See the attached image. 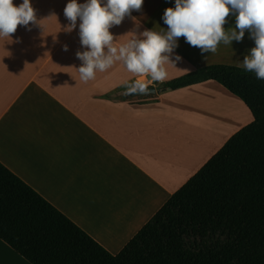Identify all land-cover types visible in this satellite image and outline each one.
Here are the masks:
<instances>
[{"label": "crops", "instance_id": "crops-1", "mask_svg": "<svg viewBox=\"0 0 264 264\" xmlns=\"http://www.w3.org/2000/svg\"><path fill=\"white\" fill-rule=\"evenodd\" d=\"M67 2L31 0L41 26H18L14 42L0 38V163L116 255L253 116L213 80L143 99L118 95L136 79L155 83L122 61L81 80L75 54L85 49L79 20L76 29H65ZM174 6L175 0H144L141 11L110 29L114 46L135 27L166 30L161 17ZM228 21L224 27H234V17ZM254 46L246 31L242 41L202 55L180 37L175 54L182 61L164 64L166 80L209 65L243 67ZM0 264L30 263L0 240Z\"/></svg>", "mask_w": 264, "mask_h": 264}, {"label": "trees", "instance_id": "trees-1", "mask_svg": "<svg viewBox=\"0 0 264 264\" xmlns=\"http://www.w3.org/2000/svg\"><path fill=\"white\" fill-rule=\"evenodd\" d=\"M207 80L240 98L253 121L118 254L107 252L1 163L0 240L30 264H264V80L243 67L216 64L153 86L175 90Z\"/></svg>", "mask_w": 264, "mask_h": 264}, {"label": "clouds", "instance_id": "clouds-1", "mask_svg": "<svg viewBox=\"0 0 264 264\" xmlns=\"http://www.w3.org/2000/svg\"><path fill=\"white\" fill-rule=\"evenodd\" d=\"M143 3L144 0H85L84 3L68 0L64 17L69 23L65 29L67 32L76 29L79 20L78 35L85 49L75 54L81 61L76 68L81 80L93 79L97 70L104 72L114 62L122 61L135 76L163 82L168 75L164 64L176 67L182 61L175 54L180 37L199 48L203 55L215 53L220 43L231 45L233 41H242L246 31L255 46L244 56L242 66L246 72L254 73L256 79L264 80V0H175V6L165 8L161 17L166 30L146 28L139 32V27H135L126 43L114 46L116 37L110 29L119 26L125 17H131L133 11H141ZM52 16L56 14L50 12L48 17ZM230 16L234 17L235 25L226 29ZM39 21L31 0H22L19 5H14L13 0H0V38L12 40L18 26L30 31L29 25H40ZM63 47L68 50L67 45ZM125 87L128 95L150 92L149 84L143 79Z\"/></svg>", "mask_w": 264, "mask_h": 264}, {"label": "water", "instance_id": "water-1", "mask_svg": "<svg viewBox=\"0 0 264 264\" xmlns=\"http://www.w3.org/2000/svg\"><path fill=\"white\" fill-rule=\"evenodd\" d=\"M150 88V92L148 94H145V95H140V94H132V95H129L130 97H145V96H150V95H155L161 91H164L165 89H156L155 86H149Z\"/></svg>", "mask_w": 264, "mask_h": 264}, {"label": "rangeland", "instance_id": "rangeland-1", "mask_svg": "<svg viewBox=\"0 0 264 264\" xmlns=\"http://www.w3.org/2000/svg\"><path fill=\"white\" fill-rule=\"evenodd\" d=\"M145 82V80H144ZM153 84H150L149 83V86H152ZM118 95L122 98H126V97H129L128 94H126V92H120L118 93ZM129 98H132V97H129ZM133 99H143V97H133Z\"/></svg>", "mask_w": 264, "mask_h": 264}]
</instances>
